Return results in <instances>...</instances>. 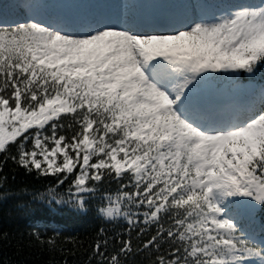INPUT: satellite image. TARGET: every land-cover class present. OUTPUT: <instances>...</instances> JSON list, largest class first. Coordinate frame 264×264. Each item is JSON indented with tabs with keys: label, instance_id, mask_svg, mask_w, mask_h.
<instances>
[{
	"label": "snow or ice",
	"instance_id": "6c2138e0",
	"mask_svg": "<svg viewBox=\"0 0 264 264\" xmlns=\"http://www.w3.org/2000/svg\"><path fill=\"white\" fill-rule=\"evenodd\" d=\"M15 7L0 4V151L57 175L49 206L99 193L128 225L110 257L96 241L99 264H122L133 229L151 264H264V0Z\"/></svg>",
	"mask_w": 264,
	"mask_h": 264
},
{
	"label": "trees",
	"instance_id": "16d2710c",
	"mask_svg": "<svg viewBox=\"0 0 264 264\" xmlns=\"http://www.w3.org/2000/svg\"><path fill=\"white\" fill-rule=\"evenodd\" d=\"M5 155L0 151V264H99L100 257L94 254L98 239L107 238V257L120 248L117 234L126 232L128 225L99 213L106 204L99 193L88 200L87 211H76L68 205L51 207L47 197L38 194L56 187L57 175L29 171L5 159ZM69 182L65 179L58 191L67 189ZM115 187V182L109 184L107 178L102 185L103 190L114 191ZM257 216L264 225V212L258 211ZM255 226L259 233L261 226ZM34 230L41 233L40 239L33 235ZM137 231L131 232L133 250L119 257L122 264H151L155 254L138 250ZM151 231H155L154 226ZM50 238L53 243H49Z\"/></svg>",
	"mask_w": 264,
	"mask_h": 264
},
{
	"label": "rangeland",
	"instance_id": "374dc122",
	"mask_svg": "<svg viewBox=\"0 0 264 264\" xmlns=\"http://www.w3.org/2000/svg\"><path fill=\"white\" fill-rule=\"evenodd\" d=\"M32 0H0V4L9 3L15 5L14 16L13 18H20L25 15V9L27 5L31 3ZM45 4L48 5L46 9L49 12H55L60 10L61 8L66 7H76L82 5H95L97 3H103L106 6L107 13L113 18L118 16L121 11V5L125 3H134L138 2V0H44ZM217 97L220 102L226 103L231 99L230 93L227 90H222L217 93ZM59 162V161H58ZM51 174V173H49ZM256 221L258 226H260V222H258V218L256 217ZM259 228V227H258Z\"/></svg>",
	"mask_w": 264,
	"mask_h": 264
}]
</instances>
